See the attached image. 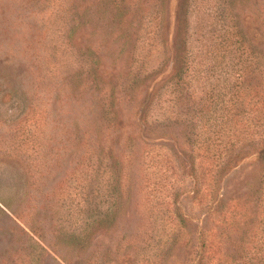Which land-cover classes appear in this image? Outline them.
<instances>
[{
  "label": "rangeland",
  "instance_id": "obj_1",
  "mask_svg": "<svg viewBox=\"0 0 264 264\" xmlns=\"http://www.w3.org/2000/svg\"><path fill=\"white\" fill-rule=\"evenodd\" d=\"M115 3L0 0V264H195L203 238L218 264L232 255L229 221L263 260L262 166L252 151L217 179L213 132L234 127L238 76L261 86L264 0ZM147 90L154 124L194 113L157 128L165 146L147 145L134 117ZM31 101L51 119L38 125L36 171L22 160ZM239 108L237 126L254 129Z\"/></svg>",
  "mask_w": 264,
  "mask_h": 264
},
{
  "label": "trees",
  "instance_id": "obj_2",
  "mask_svg": "<svg viewBox=\"0 0 264 264\" xmlns=\"http://www.w3.org/2000/svg\"><path fill=\"white\" fill-rule=\"evenodd\" d=\"M115 2L116 0H111V3L116 4ZM172 58L173 60L170 65L172 68L170 85L173 87L172 89L176 94V97L180 99L181 93L184 91V89L187 88V82L185 81V71L187 69V63L185 61V56L181 53L180 50L178 52V49L174 51V55ZM249 73H251V70H249ZM237 79L240 82H237V84H235L236 90L233 94L234 101L232 100V103L235 107L234 113L232 115L235 122L233 123L234 127H231L229 125L224 126L225 123L223 122L220 127L213 132L214 134H218V136H221L220 139L216 140V144L218 146V154L216 157L217 169L215 176H217V179L223 174H225L233 166L234 162L238 161L242 157V155L246 156L252 151L256 160H258V162L262 166V171L264 172V78H262L261 86L259 83L257 86L254 84L252 85V83L248 80L247 83L245 81L244 87L242 86L243 80L241 79V76H238ZM149 93L150 92L147 90L146 94L144 95L143 101H141L139 105H136L134 110V117L136 119V122L139 124L141 135H143L146 139H150L147 145L156 144L158 146H165V144H167V142L165 141L169 140L167 138V132L157 128L164 129L169 128L171 124L191 122L194 119V113L186 115L177 114L176 116H167L164 121H161L159 124H154L151 122V108H149V104L146 103V98H148ZM107 99L108 101L110 100L112 102L111 98L108 97ZM37 104L38 103L35 102L30 104L29 110L26 112L29 117V125H26L27 127L25 126V138L23 141H26V143H28L24 146V151L30 153L25 156L24 159H22L24 162H26L25 164L27 166L34 168L35 171L38 168L37 146H35L37 144L36 132L39 127L38 125L41 123L47 124L51 120L50 116L46 112H44V116H40V111H37L36 108ZM241 105H245L248 108V111L250 109V121L252 122V124H250L249 126H252L254 129L248 130L244 127L237 126L236 122L241 121V113L244 112V110L239 108V106ZM102 113L109 120L117 121L115 115H113L110 110L105 108ZM120 124L121 121L117 122V126L113 128V133H117L119 131ZM31 126L32 128H28ZM239 130H241V136L239 134ZM145 134L150 135V137L151 135H153L154 137L152 139L148 136H145ZM254 135H256L257 138H255ZM118 140L119 137L116 135L114 141L117 142ZM220 205L221 207H223L222 203ZM176 209L178 210L177 207ZM109 212L110 208L108 206L103 214L108 215ZM178 212V218L180 222L185 225V219L183 215L180 213L179 210ZM228 224L230 226V230L228 228H225L221 232L223 236L222 243H225L229 246L227 250L231 252L232 255L228 257L226 254L225 256L228 258H225L222 262H219L218 264H264V258L263 260H258L257 257L251 258L248 256L245 238L243 237L236 239L231 233L233 231L234 226L231 224L230 221ZM37 243L33 242V244L35 245H38ZM206 256L207 245L206 239L203 238L200 244L198 259L195 264H208Z\"/></svg>",
  "mask_w": 264,
  "mask_h": 264
}]
</instances>
